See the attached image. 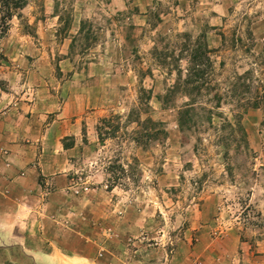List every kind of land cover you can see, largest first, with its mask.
<instances>
[{
  "label": "rangeland",
  "instance_id": "rangeland-1",
  "mask_svg": "<svg viewBox=\"0 0 264 264\" xmlns=\"http://www.w3.org/2000/svg\"><path fill=\"white\" fill-rule=\"evenodd\" d=\"M27 2L0 19V96L15 89L18 102L33 103L81 71L83 83L97 91L90 98L101 94L89 111L90 140L89 131L83 138L90 149L78 157L74 175L79 195L85 186L95 189L98 208L107 210V218L91 221L112 230L129 208V227L151 219L148 248L165 243L168 251L193 226L194 244L202 240L198 229L208 228L206 241L215 240L219 251L232 229L242 244L226 242L228 252L238 258L248 248L253 263L261 262L264 0ZM185 34L208 48L205 65H195ZM193 69L204 75L189 84ZM186 109L191 116L182 127ZM111 230L103 232L104 242L123 251L128 237L120 241L117 233L114 242Z\"/></svg>",
  "mask_w": 264,
  "mask_h": 264
},
{
  "label": "crops",
  "instance_id": "crops-1",
  "mask_svg": "<svg viewBox=\"0 0 264 264\" xmlns=\"http://www.w3.org/2000/svg\"><path fill=\"white\" fill-rule=\"evenodd\" d=\"M212 11L224 16L216 7ZM211 19L217 23L218 17ZM83 74L73 78L76 71L73 80L59 83V90L53 87L49 95L33 103L18 102L15 89L0 96V264H257L250 259L248 248L238 258L228 252L226 242L232 240L236 249L242 244L239 233L232 229L224 234L219 251L212 248L217 247L215 240L206 241L208 228L198 229L202 240L199 246L193 243L195 226L187 231L183 243L168 251L165 243L148 248L144 241L150 238L151 219L129 227V208L123 217L114 219L113 231L105 223L99 226L91 221L107 218V210L98 208L95 189L85 186L79 195L82 184L74 175L78 157L90 149L83 143L86 131L90 140L94 130L89 111L94 113L92 108L102 97L90 98L97 91L83 83ZM41 80L43 87L46 84ZM119 225L129 232L127 236L118 231ZM105 230H111L114 242L117 233L120 241L126 242L128 237L129 245H121L123 251H119L105 243ZM156 239L164 241L161 236ZM258 264H264V259Z\"/></svg>",
  "mask_w": 264,
  "mask_h": 264
},
{
  "label": "trees",
  "instance_id": "trees-1",
  "mask_svg": "<svg viewBox=\"0 0 264 264\" xmlns=\"http://www.w3.org/2000/svg\"><path fill=\"white\" fill-rule=\"evenodd\" d=\"M28 2L27 0H0V15L2 13H6V16H2L0 19L1 20H6V19H11L13 17L12 14V9H20L23 8L25 6H27ZM6 24V22H5ZM8 32V28L6 29V31L4 33ZM182 38L185 39L184 42V46L185 49H192L194 44V49L191 50L193 51L191 54H194V56L192 57V60L195 62V65L199 66V65H205V63H203V60L206 59L207 62L209 61V58L207 57L208 54V48L207 47H202V46H198L197 47V43L192 42V40L189 38L188 35H181ZM196 45V46H195ZM199 45L200 42H199ZM204 74L200 73L199 70H195L193 69L191 72V75H189L188 78V83L191 84L192 82H194V79L197 78V80H199L201 77H203ZM184 116H191V111L189 109L183 110V112H180V125L182 127H184L183 124V119Z\"/></svg>",
  "mask_w": 264,
  "mask_h": 264
}]
</instances>
